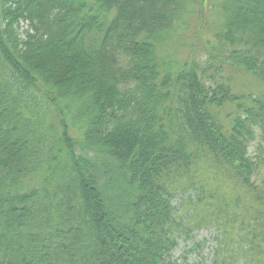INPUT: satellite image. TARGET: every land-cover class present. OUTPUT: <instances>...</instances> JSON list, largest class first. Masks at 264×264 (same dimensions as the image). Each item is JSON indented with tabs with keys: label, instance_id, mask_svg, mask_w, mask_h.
Listing matches in <instances>:
<instances>
[{
	"label": "trees",
	"instance_id": "16d2710c",
	"mask_svg": "<svg viewBox=\"0 0 264 264\" xmlns=\"http://www.w3.org/2000/svg\"><path fill=\"white\" fill-rule=\"evenodd\" d=\"M204 1L0 0V264H186L201 228L190 264H264V0H218L216 64H179Z\"/></svg>",
	"mask_w": 264,
	"mask_h": 264
},
{
	"label": "rangeland",
	"instance_id": "374dc122",
	"mask_svg": "<svg viewBox=\"0 0 264 264\" xmlns=\"http://www.w3.org/2000/svg\"><path fill=\"white\" fill-rule=\"evenodd\" d=\"M217 1L205 0L203 4L198 3L192 15L187 18V27L182 28L183 30L180 33L181 36L179 39L170 45L169 50L173 53V58L179 64L190 63L193 59L205 63V65L210 63L216 64L215 61L217 60L214 58L207 59L208 55L212 54L211 44L214 42H211L210 39L214 40L213 31L220 21L213 7ZM227 72L231 78L230 83L234 92L252 90L253 88L251 86H255L250 75L232 68ZM258 140L259 138L257 137L250 143L248 151L250 157H254L256 153L260 157L258 160V169L252 175L253 180L261 182L260 180L262 179L264 182V140L261 143H258ZM180 199V197L175 198L173 201L174 204L177 205ZM214 234L211 228H204L191 233L190 236H188V233L181 235L177 239L178 244L171 251L173 258L182 259L184 257L183 255H185L186 262L198 258L209 260L212 249L215 248ZM197 242L201 244L193 248V244Z\"/></svg>",
	"mask_w": 264,
	"mask_h": 264
}]
</instances>
